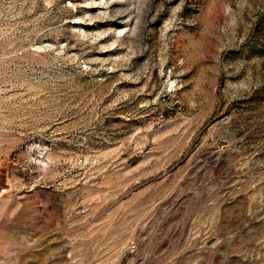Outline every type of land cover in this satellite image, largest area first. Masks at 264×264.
<instances>
[{
  "label": "rangeland",
  "instance_id": "374dc122",
  "mask_svg": "<svg viewBox=\"0 0 264 264\" xmlns=\"http://www.w3.org/2000/svg\"><path fill=\"white\" fill-rule=\"evenodd\" d=\"M0 264H264V0H0Z\"/></svg>",
  "mask_w": 264,
  "mask_h": 264
}]
</instances>
